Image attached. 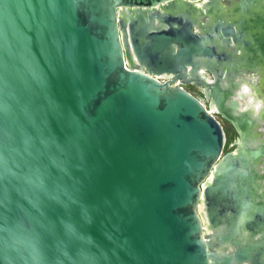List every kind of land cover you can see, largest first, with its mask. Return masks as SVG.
Here are the masks:
<instances>
[{"label": "water", "instance_id": "95a60500", "mask_svg": "<svg viewBox=\"0 0 264 264\" xmlns=\"http://www.w3.org/2000/svg\"><path fill=\"white\" fill-rule=\"evenodd\" d=\"M235 1L0 0V264L7 230L45 264H264V114L234 80L264 0Z\"/></svg>", "mask_w": 264, "mask_h": 264}, {"label": "clouds", "instance_id": "9594fccd", "mask_svg": "<svg viewBox=\"0 0 264 264\" xmlns=\"http://www.w3.org/2000/svg\"><path fill=\"white\" fill-rule=\"evenodd\" d=\"M248 78L253 82L261 80L259 75H251ZM209 82L212 83L213 81L210 79ZM240 91L247 97V103L241 104L239 107L241 113L251 110L257 117L264 114V99H257L252 94L253 89L248 83L243 84ZM234 99L239 101L241 97L236 96ZM2 252L5 264H21V262L22 264H45L44 253L39 243H21L14 230H7V236L3 238Z\"/></svg>", "mask_w": 264, "mask_h": 264}, {"label": "flooded vegetation", "instance_id": "af4514ba", "mask_svg": "<svg viewBox=\"0 0 264 264\" xmlns=\"http://www.w3.org/2000/svg\"><path fill=\"white\" fill-rule=\"evenodd\" d=\"M234 4L236 5L235 6V9L237 10V12L235 13V16H237V17H239L240 16V10L239 9H241V7H242V4L240 3V0H236L235 2H234ZM255 8H257L258 9V6H253V8L252 9H254L255 10ZM244 15V16H243ZM243 15H242V18L244 19V18H251V17H253V16H256V15H259V14H255V11H253V12H244L243 13ZM263 16H264V14H263ZM247 18V19H248ZM243 44V43H242ZM237 49L239 50V52L241 51V48L239 49L238 47H237ZM262 66H264V62H258L257 63V65H254V67H253V69H248L247 71H245V75H240V76H235L234 77V80L235 81H239V82H244V83H246V82H249V81H251L248 77L249 76H251V75H259L260 77H261V80L259 81V82H264V76H262L261 75V73H263L262 72ZM206 73V76L208 77V78H210V79H213V75L210 73V72H208V71H206L205 72ZM171 76H168V75H166V77H165V79L166 80H171ZM188 91H190L192 94H194V96H196L195 95V92H194V88H196V89H198L199 91H200V93L202 94V96L205 98V95H204V93H203V89H202V87H198L197 85H194V84H192V83H188V84H186L185 86H184ZM193 88V89H192ZM235 98V97H234ZM201 101V100H200ZM205 101H206V98H205ZM245 101V100H244ZM203 102V101H202ZM204 103V102H203ZM205 105H207L208 106V101H206L205 103H204ZM245 104V103H244ZM217 116H219L220 118H217L218 120H219V122H220V124H222L221 126H223V129H224V131H225V134H226V141H225V146H224V150H225V148L227 147V148H229L227 151H231V150H233L234 148H235V145H234V141L237 139V137H238V134H237V131H236V129L234 128V126L229 122V121H227L222 115H220V114H216ZM216 116V117H217ZM225 124H227V126H224ZM224 152H226V151H224Z\"/></svg>", "mask_w": 264, "mask_h": 264}, {"label": "rangeland", "instance_id": "374dc122", "mask_svg": "<svg viewBox=\"0 0 264 264\" xmlns=\"http://www.w3.org/2000/svg\"><path fill=\"white\" fill-rule=\"evenodd\" d=\"M168 10L171 12V13H173V11H178L179 10V5L178 4H175V5H170L169 7H168ZM199 62H200V60H199V58H197L196 60H194V65H195V67H198V65H199ZM262 68V72H264V66H262L261 67ZM263 86V85H262ZM259 87V86H258ZM259 88H261V87H259ZM193 89V88H192ZM194 90V92H195V95L201 100V101H203L204 103L206 102L205 101V98L202 96V94L200 93V91L198 90V89H196V88H194L193 89ZM232 85H222V84H219L218 85V87H217V92L223 97V100L224 101H226V105L228 104V105H230V95H231V93H232ZM256 92H260V89H256L255 90ZM260 93H262L261 95H263L264 96V89H261V92ZM260 97H262V96H260ZM262 99H264V97H262ZM223 101V102H224ZM241 103L242 104H244L245 103V101L244 100H241ZM253 113V111H251L250 110V112H249V117H250V122L254 125V120H255V116L252 114ZM217 116V115H216ZM217 118H220L219 116H217ZM224 126H227V124H225ZM249 126V125H248ZM228 127V126H227ZM229 148H225V150H223V151H227ZM256 187H257V184H256V186H255V190H254V192L256 193ZM249 191V195H250V189L248 190ZM248 195V200H249V198H250V196ZM246 215H249V213H247L246 212ZM261 242H264V240H262Z\"/></svg>", "mask_w": 264, "mask_h": 264}, {"label": "bare ground", "instance_id": "6f19581e", "mask_svg": "<svg viewBox=\"0 0 264 264\" xmlns=\"http://www.w3.org/2000/svg\"><path fill=\"white\" fill-rule=\"evenodd\" d=\"M212 110H215V107L214 106L212 107Z\"/></svg>", "mask_w": 264, "mask_h": 264}]
</instances>
